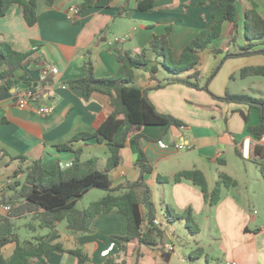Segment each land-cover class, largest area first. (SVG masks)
<instances>
[{
	"label": "crops",
	"instance_id": "crops-1",
	"mask_svg": "<svg viewBox=\"0 0 264 264\" xmlns=\"http://www.w3.org/2000/svg\"><path fill=\"white\" fill-rule=\"evenodd\" d=\"M142 1L146 0L100 1L73 16L69 9L78 7L83 0H54L52 5H48L46 0H37L36 23L32 27L26 25L17 4L7 7L0 17V42L7 43L18 52L33 53L31 62L24 65H29L30 70L20 68L15 71L16 85L9 89L0 88V185L22 182V172L35 160H40L47 170L55 163L61 169L68 168L76 151L80 153V161L96 158V167L104 170L109 157L105 141H77L67 151L56 148L68 144L79 133H92L100 121L112 112L107 96L94 93L85 101L81 91L71 88L67 82L84 76L83 65L87 59L93 65L96 78L116 75L120 65L114 47L136 55L148 46L154 36L163 35L167 27L171 28L168 46L173 57L178 59L190 41L211 23L218 9L216 4H208L206 0H151L152 8L143 12L138 10ZM248 10L264 20V0H238L236 28L223 23L219 36L199 52V63L194 70L170 74L162 66L161 59L152 57L146 68L134 71L132 86L146 92L158 113L178 119L184 125L143 127L140 130L143 137L137 143L127 139L119 153V164L109 172V177L112 187L136 181L141 164L139 160L145 155L153 167L144 179L152 190L155 221L163 232L162 244L147 248L132 242L122 254L121 246L111 239L112 236L126 234V219L116 211L96 215L86 233L68 229L66 220L57 223L51 230L40 229L37 232L38 220L31 214L21 215L15 221V233L18 235V223L25 221L28 234L23 238L18 235L20 240L45 236V242L52 246L43 254L47 264H77V258L67 250H80L88 258L85 264H101L109 256H119L126 264H134L137 254L138 264H170L174 245L158 215L163 212L169 224L179 221L188 230L184 219L175 220L172 216L187 210L198 228L195 234L188 230L196 238L195 251H203L199 257L195 253V258L211 260L212 255L220 253L223 264H264V222L251 212L256 199L252 195H255L254 190L249 185H244L245 192L240 190L239 179L244 180L248 165H243V171L240 170V159L235 153L236 148L243 151L245 139L249 141V152L253 138L246 127L259 124L258 111L215 98L226 93L264 96V77L239 76L244 68L264 66V55L233 56L222 60L224 53L235 55L248 45H252L251 50L254 51L264 49V38L252 42L246 38L245 11ZM251 18L249 16V20ZM254 33L250 27L248 35ZM232 37L234 41L230 43ZM214 49L220 50V53H213ZM208 57H212L213 61L209 72L204 74L202 62ZM219 64L220 68L208 83L207 91L183 84V80L190 79L197 70L199 84L202 85ZM152 65L157 67L154 78L148 71ZM51 68H56L57 73H51ZM225 68L228 69L225 71ZM42 70L47 71L44 77ZM221 75V83L217 84ZM44 79L47 80L45 84ZM28 85L34 87L35 95L27 107L19 108L14 102L15 94ZM38 106L51 107V111L39 114ZM240 112L247 117V125ZM179 144L190 145L191 148L186 152L177 151L175 146ZM247 158L243 155L241 162H249ZM253 165V175L257 179L260 172ZM233 167H236L235 172ZM193 169L203 173L209 192L213 190L219 174L233 179L236 189L222 187L218 203L210 206L200 190L190 182L172 181L177 173ZM16 171L22 172L12 178ZM157 176L167 178L168 182H158ZM94 190L97 189L87 192L83 199L93 194ZM13 195L8 187L4 189L0 220L7 215L3 205L8 204ZM105 195L97 193L83 209ZM168 210L172 214H168ZM205 226L208 227L212 245L210 255L197 238ZM141 228L142 231L148 228L147 221L142 223ZM13 250V243L2 247L3 258H10ZM216 260L220 262L219 258Z\"/></svg>",
	"mask_w": 264,
	"mask_h": 264
},
{
	"label": "trees",
	"instance_id": "trees-1",
	"mask_svg": "<svg viewBox=\"0 0 264 264\" xmlns=\"http://www.w3.org/2000/svg\"><path fill=\"white\" fill-rule=\"evenodd\" d=\"M111 0H83L78 6L79 13H83L96 3ZM238 0H206L208 4H216L217 11L213 14L211 23L182 50L180 57L175 59L172 50L168 46V36L171 28L167 27L164 34L154 36L148 46L138 54L132 55L129 51L113 48L120 65L118 73L108 78H96L93 65L89 59L84 62V76L80 79L69 80L67 84L74 89L81 91L82 98L87 101L92 94L98 93L109 98L112 112L107 114L97 125L92 133H79L72 137L68 144L58 145V151H67L70 145L77 141L95 139L97 142H106L109 157L106 160L104 170L96 167V158L80 161L79 152H75L72 164L61 169L55 163L49 170L41 165L40 160L33 161L23 172L16 171L12 178L18 173L24 174L22 182L13 181L8 188L14 192L8 200L11 206L7 215L0 220V264H47L43 258L46 250L52 247L45 242V236H35L32 240H20L15 233L16 220L23 214H31L38 220L40 229L51 230L62 220H66L67 228L80 233L90 230L92 219L100 213L116 211L126 219V234L123 236H112L111 239L121 246L122 254L126 251L129 243L135 242L138 246L154 248L162 244L163 232L154 224L156 209L152 201V190L146 183L144 177L153 171L152 165L143 154L139 162V177L136 181L111 186L109 172L114 169L120 160V150L125 147L128 138L133 143L143 135L140 130L145 126H175L181 127L184 124L171 116L160 114L148 100L146 92L132 86L134 71L146 68L152 57L161 59V64L170 74H181L194 70L199 63V52L204 50L215 40L221 31L223 23H229L236 28V2ZM52 5L54 0H46ZM10 4H17L21 8L22 17L27 26L32 27L36 23L37 0H0V17L6 12ZM152 8V1H142L138 10L147 12ZM251 16V20H249ZM246 17V38L249 42L264 38V20L253 11H245ZM254 29L253 35H248V30ZM253 32V31H252ZM234 38L230 40V43ZM252 45L240 49L238 53L226 54L225 59L233 56L264 55V49L251 50ZM32 51L21 53L11 48L10 45L0 42V79L2 87L12 88L16 85L15 71L23 68L26 63L31 62ZM90 52L88 51V54ZM213 53H220L214 49ZM221 64V63H220ZM220 64L215 67L211 75L201 85L199 84V72L196 70L190 79L183 80V84L196 89L207 91V85L217 73ZM149 74L154 78L157 67H149ZM241 78L259 76L264 77V66L247 67L239 72ZM47 82L43 80V84ZM159 85L155 88H158ZM32 89L34 87L32 86ZM217 100L226 103L246 105L250 109H256L259 115L258 125H247V117L240 112L247 131L253 138L249 147L248 161L253 162L259 169L264 182V144L260 143L264 136V100L253 98L247 94H229L223 97H215ZM236 156L243 159L241 149H235ZM160 183L168 182L167 178L157 176ZM173 182L188 181L196 186L202 193L203 199L210 206H214L220 199L222 187L231 189L236 187V182L225 174H219L211 192L207 189L206 179L200 170L193 169L177 173ZM92 189L103 190L106 195L99 200L93 201L82 210L75 208L76 203ZM21 201V202H19ZM168 214H172L168 210ZM174 219H184L188 230L195 234L198 228L191 217L189 210L182 214H173ZM147 221L148 228L142 231V223ZM13 243L14 250L10 258L5 259L1 254V248ZM53 247L61 248L60 245ZM77 258V264H85L88 260L80 250H67ZM198 257L202 255V249H197ZM134 264H138L139 254L136 255ZM101 264H126L119 256H109Z\"/></svg>",
	"mask_w": 264,
	"mask_h": 264
},
{
	"label": "rangeland",
	"instance_id": "rangeland-1",
	"mask_svg": "<svg viewBox=\"0 0 264 264\" xmlns=\"http://www.w3.org/2000/svg\"><path fill=\"white\" fill-rule=\"evenodd\" d=\"M226 53L223 54L222 56V60L224 59ZM213 61L212 57H208L206 58L205 61L202 62V71L204 72V74H206L207 72H209V68L210 65ZM215 69V68H214ZM228 68H225V71ZM230 69V68H229ZM232 69V68H231ZM230 69V70H231ZM221 77L222 75L218 78L217 80V84L221 83ZM251 96V95H250ZM253 97V96H251ZM253 98H257V99H263L264 100V96L262 97H258L255 96ZM181 152H186V151H181ZM239 158V157H238ZM240 159V158H239ZM239 161V160H238ZM248 165V173L245 176L244 180L242 181L240 180V190L242 192H245L244 190V185L247 186H251V188L254 190L255 195H253V197L255 199V205L254 207L251 209L252 214L255 217H259L261 218V221L264 222V184L262 182L261 176L259 174V176L257 177V179L254 178L253 175V168L255 167L253 165V162L249 161V162H241V159L239 161V167L240 170L243 171V165ZM235 169V170H234ZM233 172L236 171V167H233ZM217 176V175H216ZM259 179V182H258ZM236 188L233 187L230 190H235ZM93 194H90L89 196H87L86 198H81L77 203L75 208L76 209H83L85 206L88 205V202L90 200V198H92L94 195H96L97 193H102L103 195L106 194L105 191L103 190H94L92 192ZM159 220L162 223V226L165 230H167V233L169 235L170 241L173 243L174 245V252L172 255V260L170 264H223L221 262V254H214L213 259L209 260V259H205V258H195L196 254H195V236H192V234L184 228V226L179 224V221H172L170 224L167 221V217L166 214L163 212H160L158 215ZM173 223V226H172ZM25 221H22V223H18V229H17V233L20 236V238H23V236H25L27 233V227L24 226ZM208 227L205 226V228L201 231V233L198 235V241H200V243L204 244V248H205V252L208 253L209 255L211 254V250H210V239L208 237V231H207ZM40 230L39 227H37V232ZM40 232V231H39ZM216 258L220 259V262H218L216 260ZM207 260L208 263H207Z\"/></svg>",
	"mask_w": 264,
	"mask_h": 264
},
{
	"label": "built area",
	"instance_id": "built-area-1",
	"mask_svg": "<svg viewBox=\"0 0 264 264\" xmlns=\"http://www.w3.org/2000/svg\"><path fill=\"white\" fill-rule=\"evenodd\" d=\"M69 11L72 13L73 16H76L77 14H79V7H71L69 9ZM123 40V39H122ZM25 70H30V66L26 65L23 67ZM50 72L53 74L57 73V69L56 68H51ZM42 77H44L47 74L46 70H42L41 72ZM2 87V80L0 79V88ZM35 95L34 89H32L31 85L26 86L24 89L18 90L17 93L15 94V104L16 106H18L19 108H25L28 106V104L30 103V100L33 98V96ZM51 111V107H44V106H38L37 107V112L39 114H48ZM261 143L264 144V136L261 138L260 140ZM248 146H249V141L248 140H244L243 141V155L244 156H248ZM177 151H187L191 148L190 145H176L175 146ZM9 185V182L6 183L5 185H0V203H2L3 201V191L4 189H6ZM11 209V206L9 204H4L3 205V210L6 212H9V210ZM155 225H159V223L157 221H154ZM226 264H236L235 262H227Z\"/></svg>",
	"mask_w": 264,
	"mask_h": 264
}]
</instances>
